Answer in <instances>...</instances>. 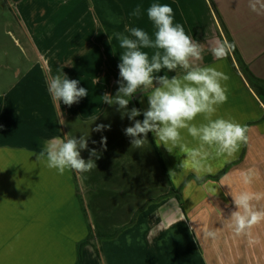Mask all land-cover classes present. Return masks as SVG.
<instances>
[{"label":"crops","instance_id":"1","mask_svg":"<svg viewBox=\"0 0 264 264\" xmlns=\"http://www.w3.org/2000/svg\"><path fill=\"white\" fill-rule=\"evenodd\" d=\"M152 3L170 5L174 23L205 46L201 66H215L230 77L227 102L216 116L248 128V142L235 156L209 158L213 172L199 179L186 154L157 147L152 133L142 149L131 147L123 130L133 121L105 103L104 94L115 96L119 87L123 50L114 34L129 35L128 28L139 27L151 35ZM137 5L139 18L131 15ZM22 17L24 33L37 38L35 52L47 57L36 74L17 71L18 81L0 98V264H77L79 244L96 228L115 237L91 234L81 264H264V221L236 235L228 219L236 210L231 192L264 194V103L234 50L225 59L208 50L227 39L243 65L264 81V9L252 11L249 0H23ZM45 34L53 43L45 44ZM62 71L88 90L71 107L48 91L49 79ZM165 73L183 70L158 75ZM128 107L146 110L147 95L138 92ZM98 124L111 128L93 131ZM66 134L88 137L89 149L101 151L96 169L60 175L37 162L49 140ZM183 135L188 147L196 146ZM101 136L107 137L106 151ZM81 155L89 158L86 150ZM247 172L253 173L249 185L243 182ZM253 203L264 208V197ZM206 229L216 237H205ZM98 242L99 251L93 247Z\"/></svg>","mask_w":264,"mask_h":264},{"label":"clouds","instance_id":"2","mask_svg":"<svg viewBox=\"0 0 264 264\" xmlns=\"http://www.w3.org/2000/svg\"><path fill=\"white\" fill-rule=\"evenodd\" d=\"M259 5V7H258ZM249 7L254 12L264 9L261 0H249ZM139 18L141 7L136 6L131 13ZM147 17L154 32L150 35L139 27L126 31L129 35L115 33L119 42L120 60L118 89L115 96L105 95V103L117 105L121 118L133 121L123 131L130 137L131 147L142 149L148 143V134L152 133L157 147L163 146L167 152L175 150L186 154L185 160L193 163L197 178L213 172L206 162L209 158H233L242 144L248 142V128L240 123L216 116L220 105L227 102V81L230 77L215 66H201L205 46L186 34L182 24L174 23L173 8L168 4L152 3L147 8ZM109 36V43L111 41ZM235 45L227 39L216 40L210 47L217 59H225L234 50ZM144 49L153 50L152 54ZM182 69V75H158L162 70L168 73ZM48 91L52 99L71 107L88 95V90L79 86V81L70 79L62 71L48 81ZM138 92L147 95L148 108L129 109L130 100ZM142 102V101H141ZM143 116V120L136 119ZM202 121L197 123V117ZM63 124V123H62ZM111 125L98 124L93 131L110 130ZM196 141L195 147H188L183 133ZM96 143V141H93ZM101 149H107V137L101 136ZM89 152V158L82 157L81 151ZM36 153H27L28 158ZM101 151L89 149L88 137L83 135L63 138L54 137L38 153L37 162L48 169L63 175L66 171L78 174L88 173L97 168L96 160ZM184 166L183 161L180 165ZM175 174L170 171L169 175ZM253 173L243 175L245 185L252 183ZM235 205L229 227L236 235H247L254 225L264 221V208H257L253 203L264 194L240 191L232 194ZM205 237H216V232L205 230ZM131 243V238H129Z\"/></svg>","mask_w":264,"mask_h":264},{"label":"rangeland","instance_id":"3","mask_svg":"<svg viewBox=\"0 0 264 264\" xmlns=\"http://www.w3.org/2000/svg\"><path fill=\"white\" fill-rule=\"evenodd\" d=\"M22 7L23 0H0V98L8 94L13 83L18 81L17 71L20 70L22 76L30 70L36 74L40 67L45 66L43 64L47 53L40 57V53H36L33 48L34 43H38L37 38L24 33L28 27L22 17ZM48 35L45 34L43 38L46 45L54 40L52 36L46 37ZM98 232L101 230L96 228L91 234ZM100 243L90 245L99 251Z\"/></svg>","mask_w":264,"mask_h":264},{"label":"trees","instance_id":"4","mask_svg":"<svg viewBox=\"0 0 264 264\" xmlns=\"http://www.w3.org/2000/svg\"><path fill=\"white\" fill-rule=\"evenodd\" d=\"M234 54L237 56L238 61H240L241 65H242V71L244 73V75L246 76V78L249 80L250 84L255 88V92L258 95V97L262 100V102L264 103V81L258 79L252 72L251 70L243 65V59L240 55V53H238L237 49L234 48ZM178 197V196H177ZM179 198V197H178ZM91 234L89 235V237L83 241L82 243L79 244L78 246V262L77 264H81V260H82V248L85 244H87L90 241V237ZM95 236H97L100 240H104V239H110V238H114V235H103L101 233H97L95 234Z\"/></svg>","mask_w":264,"mask_h":264}]
</instances>
